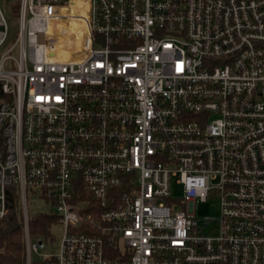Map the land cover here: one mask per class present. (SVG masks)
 Returning a JSON list of instances; mask_svg holds the SVG:
<instances>
[{
	"label": "built area",
	"instance_id": "obj_1",
	"mask_svg": "<svg viewBox=\"0 0 264 264\" xmlns=\"http://www.w3.org/2000/svg\"><path fill=\"white\" fill-rule=\"evenodd\" d=\"M74 1L84 55L58 59ZM16 6L17 57L0 6V221L16 189L26 264H264V0ZM30 194L52 207L45 237ZM210 198L219 217L198 218Z\"/></svg>",
	"mask_w": 264,
	"mask_h": 264
},
{
	"label": "trees",
	"instance_id": "obj_2",
	"mask_svg": "<svg viewBox=\"0 0 264 264\" xmlns=\"http://www.w3.org/2000/svg\"><path fill=\"white\" fill-rule=\"evenodd\" d=\"M9 214L0 221V264H26L23 227L17 190L9 193ZM53 219L41 214L31 219L33 234L48 235Z\"/></svg>",
	"mask_w": 264,
	"mask_h": 264
},
{
	"label": "rangeland",
	"instance_id": "obj_3",
	"mask_svg": "<svg viewBox=\"0 0 264 264\" xmlns=\"http://www.w3.org/2000/svg\"><path fill=\"white\" fill-rule=\"evenodd\" d=\"M0 6L7 18L8 22V39L2 49L3 53L10 50L16 43L17 37L20 32V18L18 17V6H16V0H0ZM63 30H60V33ZM10 55L18 56V46L15 50L8 51ZM30 217L35 218L41 214H47L52 211V207L46 205L43 200L37 199L32 194L28 198ZM196 216L200 219L204 218H217L220 214V202L219 199L210 198L206 202L199 201L195 207ZM53 240L48 244L49 252H56L60 245V241L63 235V229L61 227H54L52 230ZM36 258V256H34Z\"/></svg>",
	"mask_w": 264,
	"mask_h": 264
},
{
	"label": "bare ground",
	"instance_id": "obj_4",
	"mask_svg": "<svg viewBox=\"0 0 264 264\" xmlns=\"http://www.w3.org/2000/svg\"><path fill=\"white\" fill-rule=\"evenodd\" d=\"M87 2L74 1L72 4V11L74 16L78 19L62 20L59 39L55 42L56 58L63 60H79L84 55V21L88 17ZM83 18V20H82Z\"/></svg>",
	"mask_w": 264,
	"mask_h": 264
}]
</instances>
